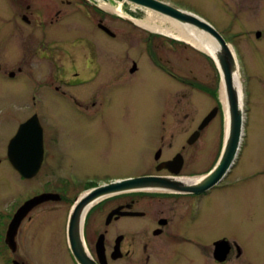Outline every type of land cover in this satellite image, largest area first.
<instances>
[{
  "label": "flooded vegetation",
  "instance_id": "1",
  "mask_svg": "<svg viewBox=\"0 0 264 264\" xmlns=\"http://www.w3.org/2000/svg\"><path fill=\"white\" fill-rule=\"evenodd\" d=\"M155 1L210 24L231 45L240 60L238 34L233 31L236 18L229 19L220 30L214 21L202 17L194 6L177 0ZM109 3L113 6H108ZM0 4L9 12L7 24L0 27V77L18 84L22 81L23 86H29L19 108L22 113L15 130L8 134L0 128V205L5 199L0 213L2 264H82L75 258L68 239L72 207L81 197L101 192L102 187L139 177L165 179L166 183L151 190L112 191L94 198L92 207L83 217L81 244L76 249L89 261L88 264H258L251 261L247 249L237 241L238 233L211 231L209 237L204 238L201 231L210 227L216 219V209L222 203L209 205L210 195L219 187H226L228 193L225 196L229 195L232 201L235 184L247 182L244 173L234 176L233 165L216 185L207 191L196 192L202 186L197 180L212 170L221 154L224 137L215 142L212 153L207 150L211 147L206 140L209 137L202 134L221 111L218 101V107L209 111L217 110L214 118L197 135L195 132L209 113L190 134L174 136L170 134V123L163 111L162 118L154 121L158 134L146 136L140 146L135 144L144 151L139 160V155L133 154L135 160L129 165L134 172L139 168L142 171L126 176L83 174L84 160L59 150L58 129L36 109L43 103L42 96L46 92L62 108L91 124L105 139L109 138L108 125L119 129L124 124L130 125V119L126 122L122 119V93L132 92L133 88L129 86H135L133 80L139 81L145 74L147 83L149 76L154 74L158 75V85L162 83V73L171 79L170 60L160 54H148L144 62L128 56L105 54L103 43L106 38L115 40L118 35L104 21L111 13L109 15H113L122 27L140 32L147 29L136 23L144 20L138 11L161 13L129 0H0ZM111 9L118 12L114 14ZM147 32L143 42L148 48L150 45L158 47L161 43L171 50L174 45L186 47L183 40L174 41L165 35L168 41L161 42V33ZM255 37L260 42L264 34L256 32ZM216 79L219 87L217 75ZM178 80L216 98V88L202 86L196 77L193 81ZM147 88H153L152 81ZM28 122L29 126L24 128L18 140L16 136L21 126ZM37 133L42 162L34 175L27 178L12 166L10 157L19 156L22 160L34 157V150L27 151L26 145H33ZM65 138V143L70 145L73 139L68 135ZM134 138L131 137L132 142ZM207 163L204 171L197 172ZM12 172L17 176L22 196L13 210L7 196L1 198ZM28 187L35 189L33 194ZM223 196L224 193L220 194L221 198ZM37 197L41 201L27 209L13 241L8 244L6 234L13 215ZM50 205L54 207L52 209H60V214L39 218V209Z\"/></svg>",
  "mask_w": 264,
  "mask_h": 264
},
{
  "label": "rangeland",
  "instance_id": "2",
  "mask_svg": "<svg viewBox=\"0 0 264 264\" xmlns=\"http://www.w3.org/2000/svg\"><path fill=\"white\" fill-rule=\"evenodd\" d=\"M177 1L197 8L202 17L214 21L221 28L220 30L225 27L229 19L236 18L233 21V31L238 34L236 42L240 54L245 127L242 147L236 158L233 173L234 176L244 173V179L247 182L235 184L232 201L229 195L225 196L228 193L226 187H219L217 192L210 195L207 199L209 205L222 202L224 207L221 204L217 207L216 219L210 224V227L201 229V231L204 238L209 237L211 231L238 233L237 241L247 249L251 261L258 262V264L264 263V37L260 42L255 37L256 32L264 34V0ZM108 6L113 5L109 3ZM138 12L141 14L140 18H146V12ZM109 14L110 17L104 22L113 32L117 33L118 38L115 40L104 39L103 51L105 54L128 56L137 62H144L148 54L167 56L170 60L171 79L162 73V83L159 85L156 84L157 74L150 75L148 83L146 74L141 80L139 78V81L133 80L135 86H129V88H133V91L122 93V119L125 120L124 122L126 119H130L131 124H124L121 129L108 125L106 131L109 133V138L106 139L100 136L91 124L85 123L69 109L62 108L48 93H43V103L36 109H39V114L52 122L50 125L53 124L58 129L61 140L58 146L59 150L62 153L63 151L68 153L73 158L83 159L85 165L83 174L134 175L140 173L142 168L135 172L132 170L129 165L132 164L131 160H135L132 159V155L137 153L140 157L136 155L137 160L142 158L141 154L144 149L139 147L140 143L143 138V142L145 141L146 136L155 137L158 134L154 121L162 118L163 111L165 118H168L170 123V134L174 136L187 135L196 130L201 119L213 107H218V101L221 111L219 110L214 120L202 131L204 136L209 137L206 140L209 141L211 147L207 150L213 153L215 142L224 135L225 109L220 100V82L217 87L216 73L208 58L205 57V53L187 43H184L186 47L174 45L172 50L163 46L162 43L158 47L150 45L151 47L148 48L143 42L148 33L147 30H140V32L133 29L128 30L122 27L119 21L112 17L113 15ZM8 17L7 7L0 4V27L7 24ZM159 39L161 42L168 41V38L162 34L159 35ZM151 69L156 72L155 68L151 67ZM194 77H196L197 83L202 86H207L210 89L216 88L217 100L211 98L204 91L192 89L178 80V78H185L186 81H193ZM150 81H152L153 88L149 90L147 86ZM28 87V85L23 86L22 81H19L18 84L0 77V128L6 130L8 134L13 132L17 126L16 121L22 113V109L19 108L22 107L25 94L27 96ZM114 105L115 101L112 106ZM114 134L118 137L111 138L110 136ZM67 135L73 139L70 141V145L65 143ZM133 136L135 138L132 142L131 137ZM135 144L139 146L136 147ZM208 157L205 158L208 159ZM207 165L208 163L201 169H197V172L198 170L199 172L204 171ZM8 177L9 185L8 188L4 185L1 198L4 199L7 196L13 210L19 203L18 199L22 198L21 188L17 176L13 172ZM225 184L228 185L227 182ZM34 188L28 187L30 194H33ZM222 193H224L223 198L220 197ZM3 202L5 204V199ZM1 205L0 213L3 211ZM52 208L54 207L51 205L40 208L38 217L46 219L60 214V209ZM2 262L3 259L0 256V264Z\"/></svg>",
  "mask_w": 264,
  "mask_h": 264
},
{
  "label": "water",
  "instance_id": "3",
  "mask_svg": "<svg viewBox=\"0 0 264 264\" xmlns=\"http://www.w3.org/2000/svg\"><path fill=\"white\" fill-rule=\"evenodd\" d=\"M137 5L143 6L145 8L154 10L163 15L175 19L182 25L193 27L201 33H206L210 36L214 42V47L212 49V55L208 56L212 58L217 68L221 90L225 99L226 109H225V125H224V139L221 149L220 157L213 167V169L203 177H199L197 184H201L196 192L207 191L213 185L220 182L226 173L229 171L233 160L236 156V152L239 146L240 138L242 136V96L240 90V83L238 77L237 66L235 60L231 54V51L225 41L221 36L209 25L203 23L189 15L174 11L164 4H161L155 0H129ZM185 42V41H183ZM186 43V42H185ZM189 44V43H187ZM190 45V44H189ZM192 46V45H191ZM204 53V52H203ZM206 54V53H205ZM217 110L214 109L210 112L203 122L198 127V131L195 135L204 129L207 124L214 118ZM30 122L21 126L18 135L16 136L19 140L20 136L23 135V130L29 126ZM33 130V129H32ZM31 130V131H32ZM36 130V128L34 129ZM38 130V129H37ZM30 133V132H29ZM31 134V133H30ZM28 132H26V136ZM29 144V145H28ZM26 145L27 151L34 150V157H29L26 159H20L19 156L10 157L12 166L23 176L30 178L39 169L42 162V149L39 133H37V138L33 140V147L28 143ZM166 183L165 179H155L152 177H139L136 179H127L121 182L107 185L102 187L101 192L97 194H87L81 197L70 211V218L68 222V239L74 250V256L82 264H88L84 256L79 253L77 248H80L81 244V226L83 222V217L86 215L88 210L92 207L95 197L102 196L104 193L117 191V192H132L138 190H151L152 187H163ZM40 198L37 197L25 203L20 207L15 214L8 226L6 240L9 244L13 241L16 234L17 228L24 217L27 209L38 204ZM17 264V263H15Z\"/></svg>",
  "mask_w": 264,
  "mask_h": 264
},
{
  "label": "bare ground",
  "instance_id": "4",
  "mask_svg": "<svg viewBox=\"0 0 264 264\" xmlns=\"http://www.w3.org/2000/svg\"><path fill=\"white\" fill-rule=\"evenodd\" d=\"M111 11L118 12L116 9H111ZM136 23L147 30L169 35L177 40H183L192 45L195 49L204 52L209 56L212 55L214 42L209 35L201 33L193 27L182 25L163 14L147 11L146 18L144 20L136 21ZM220 100L224 109H226L222 90L220 91Z\"/></svg>",
  "mask_w": 264,
  "mask_h": 264
}]
</instances>
